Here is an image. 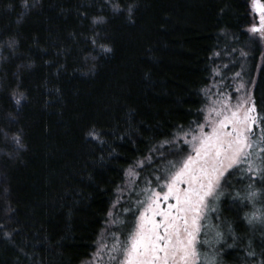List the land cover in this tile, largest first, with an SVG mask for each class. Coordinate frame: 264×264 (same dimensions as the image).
Returning a JSON list of instances; mask_svg holds the SVG:
<instances>
[{"label":"trees","instance_id":"obj_1","mask_svg":"<svg viewBox=\"0 0 264 264\" xmlns=\"http://www.w3.org/2000/svg\"><path fill=\"white\" fill-rule=\"evenodd\" d=\"M249 2L0 0V264H86L109 213L118 237L125 210L179 158L175 138L201 123L213 85L251 81L264 116ZM236 173L219 205L238 237L217 263L264 264V199L250 223L243 194L264 196V181Z\"/></svg>","mask_w":264,"mask_h":264},{"label":"snow or ice","instance_id":"obj_2","mask_svg":"<svg viewBox=\"0 0 264 264\" xmlns=\"http://www.w3.org/2000/svg\"><path fill=\"white\" fill-rule=\"evenodd\" d=\"M253 11L258 21L249 32L264 39V0H253ZM205 95L210 98L211 89L205 90ZM215 95L202 123L187 131L180 129L184 135L175 140L182 147L173 153L179 158L169 161L154 177V187L148 181L145 199H137L134 210H125L134 222H123L122 226L129 229L124 241L116 238L112 251L117 255L111 257L116 264H214L212 260L202 262L200 252L208 243L202 237L206 235L207 214L214 211L211 202L219 198L227 178L235 174L233 170L264 181V116L257 111L255 102L245 100L233 106L231 95L223 90ZM90 135L97 138L94 133ZM16 140L19 143L18 137ZM173 144L166 141L161 147ZM147 163L151 165V157ZM137 166L143 169L145 161ZM129 174L135 175L133 170ZM260 195L250 191L247 199L254 201ZM220 235L216 233L217 238Z\"/></svg>","mask_w":264,"mask_h":264},{"label":"rangeland","instance_id":"obj_3","mask_svg":"<svg viewBox=\"0 0 264 264\" xmlns=\"http://www.w3.org/2000/svg\"><path fill=\"white\" fill-rule=\"evenodd\" d=\"M249 6H250L251 13L254 16V19H253L252 24L248 27V32H249V28L252 25L256 24L258 21V17L253 11V0H250ZM250 34L253 36H256L258 39H260L258 35H255L252 33H250ZM260 42L264 46V39H260ZM250 82L246 85L245 82H243L241 80H233L232 79V81L230 82V84H228L227 87L225 86V88H222L224 93L231 95V97H232L231 103L233 106H235L238 102H243L245 100H247L249 104H251L253 102L252 94H251L252 93V91H251L252 90V84ZM210 89H211V96H210V98H208L206 104L204 105L203 119H202L201 123L203 122V120L207 116L211 100H215L217 98L215 93H217L218 90H214L213 87ZM237 89H239V90L237 91ZM233 171L235 173L237 172L236 174H239L240 177L242 176V178L248 177L249 180H247V182H245V183H248L246 187L250 186L249 183H250V181L253 180V179H251L250 174H245L243 171H236V170H233ZM130 176L132 178H134L133 175H130ZM132 186H133V180L127 178V181H126L127 190L131 189ZM143 191L145 192L144 188H143ZM250 191H252V189L250 187L248 188V190L246 192L243 191L244 197L247 198L248 193ZM233 192L231 193L232 196L237 197V194H235ZM225 195H226V191H225V187L223 185L222 186V192H221V195L219 196V198L212 201L210 204V208L214 209V211L210 210L208 212V214H207L208 219L204 222L205 223L204 232L206 233V235L203 236L202 239L207 240L208 243L203 245V247L200 248L201 261L202 262H205L207 260H212V261H214V264H218L217 262L222 261V257H220V255H219L220 253L216 254V252H215L216 247H218V246L220 247L223 245H224L223 247H225V245L227 243H229V239H231V241H232L238 237L235 234L236 230H235L234 224L229 222L230 220L227 217L228 213H225L223 211L222 207L219 205L220 200H222L226 197ZM260 196L259 197L261 199H264L263 194ZM231 201L233 202L232 197H231ZM232 202H229L226 204L227 207L229 208V210H234V204ZM249 202H250L249 205L251 206V208L247 212H245V220L247 222H249L251 220L250 223H253L254 221L258 220L257 218H260L261 212H260L258 206H256L255 200L254 201L249 200ZM253 216H255L256 219H252ZM213 217L215 219H213ZM261 218H263V217L261 216ZM116 221H114V218L111 214V218L108 219L107 225L103 229L102 234H101V236L97 242V246L95 247V249L91 255V258L86 262V264H116V261L111 259V257L113 255H117L116 252L112 251L113 245L117 243L116 238H118V237H119V240L121 242L124 241L126 239V236L123 239L121 237L123 235H126L128 230H129L125 227L122 230H120V232L118 233L119 236L117 235L118 237H115V236L111 237L109 232H110L111 226H113ZM262 225H264V220H263ZM217 232H219L221 234L219 238H217V236H216ZM105 245L107 247H104ZM227 246L230 247L229 245H227ZM101 249H102V251H101ZM98 252H99V255H97Z\"/></svg>","mask_w":264,"mask_h":264}]
</instances>
